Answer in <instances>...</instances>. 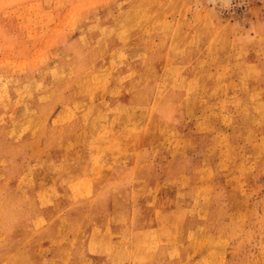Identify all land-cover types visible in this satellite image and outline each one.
Instances as JSON below:
<instances>
[{"label":"rangeland","instance_id":"1","mask_svg":"<svg viewBox=\"0 0 264 264\" xmlns=\"http://www.w3.org/2000/svg\"><path fill=\"white\" fill-rule=\"evenodd\" d=\"M0 264H264V0H0Z\"/></svg>","mask_w":264,"mask_h":264},{"label":"clouds","instance_id":"2","mask_svg":"<svg viewBox=\"0 0 264 264\" xmlns=\"http://www.w3.org/2000/svg\"><path fill=\"white\" fill-rule=\"evenodd\" d=\"M5 223H7V221H5Z\"/></svg>","mask_w":264,"mask_h":264}]
</instances>
